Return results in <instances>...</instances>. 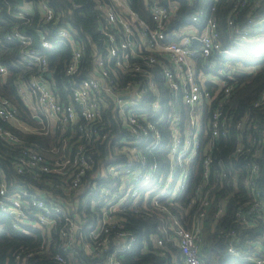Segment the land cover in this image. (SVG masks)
<instances>
[{"label": "built area", "instance_id": "obj_1", "mask_svg": "<svg viewBox=\"0 0 264 264\" xmlns=\"http://www.w3.org/2000/svg\"><path fill=\"white\" fill-rule=\"evenodd\" d=\"M13 2L19 5L18 9L9 7L14 19L28 22L38 10L40 23L59 20L49 0L5 3L11 6ZM142 2L148 19L130 0H97L98 29L106 54L97 51L91 74L80 81L76 75L82 68L84 46L75 28L58 27L56 37L71 47L65 72L71 88L69 103L49 87L48 58L34 46L27 31L14 26L1 35L0 27V47L16 42L19 64L33 70L27 81L17 83L19 95L34 118L45 123L43 132L58 131L63 141L51 149L57 156L49 161L15 130L0 124L1 139L23 146L22 155L12 162L17 173L30 174L32 180L53 187L8 183L4 177L0 182V206L12 216L13 228L27 234L39 231V247L14 252L19 264H33L30 260H40L42 255L56 264H82L78 257L93 264H125L135 250H140L135 261L152 255L165 264H207L201 257V243L205 218L217 198L215 190L245 191L247 200L236 211L242 229L264 224V127L247 116L234 122L225 110L237 74L257 71L254 65L246 68L228 59L249 62L247 55L237 51L243 48L255 58L264 55V0L233 1L226 20L229 46L222 40L217 1L197 9L187 25L178 26L175 18L181 4L190 5L193 0ZM243 11L247 12L245 25H240ZM41 46L54 48L48 30L41 35ZM8 76L9 69L0 60V81ZM111 101L126 135L116 149L118 156L97 168L90 151L108 135H101L92 124L101 119ZM31 102L37 107L33 109ZM254 106L264 108V93ZM18 115L12 101L0 94L1 121L20 131H35ZM81 118L86 125L77 127L79 135L65 137ZM231 130L236 132L235 149L225 161L214 153ZM156 152L165 153V166L154 156ZM215 162L220 168H212ZM91 171L94 174L88 179ZM45 174L58 175L59 182L46 181ZM198 178L183 206L181 197ZM170 205L183 209L185 216L174 213ZM216 205L215 223L225 213L227 202L223 199ZM142 216L153 217L157 229L144 238L133 220ZM227 250L243 261L264 264L260 247L250 239L243 241L236 229L228 233Z\"/></svg>", "mask_w": 264, "mask_h": 264}, {"label": "trees", "instance_id": "obj_2", "mask_svg": "<svg viewBox=\"0 0 264 264\" xmlns=\"http://www.w3.org/2000/svg\"><path fill=\"white\" fill-rule=\"evenodd\" d=\"M130 1L131 5L139 11L144 18H149L142 0ZM216 1V16L223 32L222 40L225 46H229L226 20L232 8V3L235 0H193V3L190 5L182 3L175 18L176 26L187 25L190 15L193 12L202 7L209 8V6ZM5 2L6 0H0L1 35L9 32L14 26H18L20 29L27 31L33 38L34 46L48 58L49 73L51 74V78H48L49 87L63 102L69 103L71 101V88L65 72L66 66L71 58V47L58 40L56 37L57 29L59 26L66 24L75 28L78 32L76 38L84 46L82 68L80 73L76 75V79L80 81L91 74L95 65L97 51L102 55L106 54L105 39L98 29L100 12L97 7V0H49L50 6L60 17L58 22L47 24L40 23V12L38 10L34 12L28 22L14 19L9 14V7L11 9H18L19 5L13 2L11 6H8ZM246 13L247 12L243 11L239 15L238 21H240V25H245ZM45 30L49 31V39L54 44L53 49H42L41 35ZM237 51L247 55L250 61L248 62L247 60H241L235 57L229 58L228 60L236 64L242 63V66L246 68L250 65H254L257 67V71L247 75L237 74L234 82V89L229 101L225 105V110L230 113L234 122L241 117L247 116L251 122L257 124L259 128H263L264 108L255 107L254 103L264 93V55L261 58H255L251 55L249 49L243 48L237 49ZM19 52L20 46L16 42L4 43V45L0 47V60L9 69V76L6 81H0V94L8 97L12 101L18 110L19 119L34 127L35 131H20L13 125L2 122L1 119L0 124L6 128L15 130L20 137L25 140L26 144L36 146L39 151L51 161L57 156L53 154L51 149L59 147L62 145L63 141L60 139V132L58 131L55 134L43 132L45 123H41L34 118L32 110L18 93L17 83L21 80H24V82L27 81L33 73V70L25 69L19 64ZM216 105L217 102L215 101L212 108ZM79 125H86L83 118L79 120L77 125L69 127L64 136L68 137L74 134L77 137L79 135L77 127H79ZM92 125L101 135L104 133L108 135L107 139L104 141L98 139L94 143L95 149L90 151L97 160L96 167L98 168L100 163L109 161L110 157L118 156L116 154V149H118L121 138L126 135V128L118 115L115 103L112 101L109 106L104 109L101 119L99 121L97 120ZM230 133V138L222 139L214 153L218 158H223L225 161L231 156V153L235 149L236 132L235 130H231ZM167 141L168 135L166 133L164 143L167 144ZM22 147L23 146L18 144H9L0 138V182L4 177L8 183L26 181L38 184L44 188L47 187L52 189L53 187L50 185L32 180L30 174L21 175L17 173L12 162L22 155ZM154 156L161 161L162 167L166 165L165 153L156 152ZM262 160L264 163V156ZM212 168L218 169L220 165L215 162ZM92 174H94L93 171L88 173V179ZM44 177L46 181L53 184L59 182L58 175L45 174ZM198 181L199 178L195 183H190L187 192L181 197L180 200L183 206L188 204L191 195L194 193L195 184H197ZM215 192H217L216 201L212 207H210L205 218V227L202 235L203 240L201 243V257L207 264H251L228 252V233L230 230L236 229L239 238L243 241L250 239L253 242H259V240L262 241V239H264V224L257 227L242 229L237 223L236 211L238 207L247 200V195L244 190L230 191L226 194L223 190H215ZM223 199L227 202V209L218 222L215 223L216 204ZM170 208L179 216L184 215L183 209L174 205H170ZM133 220L135 221L134 228L141 238L148 236L151 231H157L155 227L156 221L153 217H133ZM38 233L39 231L33 230L31 234H27L13 228L12 216L0 206V264H19L13 256L14 252L21 248L24 252H27L29 249L39 247L41 241ZM139 253L140 250L129 253L126 257L125 264H165L163 260L152 255H144L142 260L135 261L134 258L137 257ZM30 262L33 264H56L47 261L43 255L42 259L36 260L33 258ZM78 262L82 264H93L91 261H86L81 257H78Z\"/></svg>", "mask_w": 264, "mask_h": 264}, {"label": "crops", "instance_id": "obj_3", "mask_svg": "<svg viewBox=\"0 0 264 264\" xmlns=\"http://www.w3.org/2000/svg\"><path fill=\"white\" fill-rule=\"evenodd\" d=\"M31 106H32L33 109L35 107H37L36 104H35V102H33V103L31 102ZM256 244H257V246L260 247V251H262V253H264V239H262V241L259 240V242H256Z\"/></svg>", "mask_w": 264, "mask_h": 264}, {"label": "water", "instance_id": "obj_4", "mask_svg": "<svg viewBox=\"0 0 264 264\" xmlns=\"http://www.w3.org/2000/svg\"><path fill=\"white\" fill-rule=\"evenodd\" d=\"M19 1H20L21 4L23 3V0H19ZM47 76H48V78H50L51 74L49 73Z\"/></svg>", "mask_w": 264, "mask_h": 264}]
</instances>
